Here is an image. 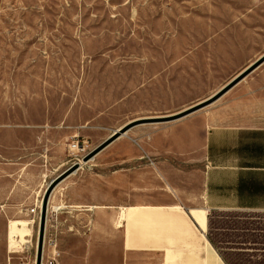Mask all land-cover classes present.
I'll list each match as a JSON object with an SVG mask.
<instances>
[{
	"label": "rangeland",
	"instance_id": "obj_1",
	"mask_svg": "<svg viewBox=\"0 0 264 264\" xmlns=\"http://www.w3.org/2000/svg\"><path fill=\"white\" fill-rule=\"evenodd\" d=\"M263 54L264 0H0V264L36 263L40 222L18 253L8 252L9 223H34L31 208L72 164L68 144L76 136L94 149L128 122L160 118L80 162L78 203L110 197L113 204L197 207L198 148L170 140L183 130V121L172 120ZM260 73L264 63L243 81ZM54 191L55 204L67 201L61 184ZM79 208L74 224L85 229L60 246V264H124L123 236L126 250L142 248L141 228L132 229L128 247L126 227L111 218L96 233L95 216ZM248 217L208 215L207 237L228 264H264V233L250 231L264 230V217ZM170 245L169 264L192 246Z\"/></svg>",
	"mask_w": 264,
	"mask_h": 264
},
{
	"label": "crops",
	"instance_id": "obj_2",
	"mask_svg": "<svg viewBox=\"0 0 264 264\" xmlns=\"http://www.w3.org/2000/svg\"><path fill=\"white\" fill-rule=\"evenodd\" d=\"M257 75L255 79L243 81L247 75L214 102L181 119L174 120L176 122L183 121V130L180 133L170 134V140L179 143L178 146L185 150L198 148V157L202 165L203 187L198 198L199 203L196 206L207 209L205 234L209 229L208 215L213 211H230L239 218L245 216H249L248 218L264 217V73ZM197 117L199 118L198 123L195 122ZM121 128L122 126L115 129L114 132ZM128 132L130 134L131 129ZM121 138L119 137L117 140ZM133 141L140 145L135 138ZM66 163L67 161L64 164L66 165ZM81 169L83 167L77 173ZM155 169L157 173H161L157 166ZM77 173H70L59 182L61 189L66 190L67 198V201L60 199L65 202L59 214L61 228L59 244L61 248L67 238L74 236L75 230L85 229V226L74 224L78 210H82L79 207L83 206L85 209L83 211L92 212V215L95 216V219L92 220L95 232L104 233L107 231V220L112 218L113 225L116 227L115 222L121 208L149 206L143 202L129 205L113 204L110 197H105L103 203L99 204L78 203L80 200L78 190L83 187L84 183L78 180ZM60 200L57 203L61 202ZM90 205L101 208L86 210V207ZM149 207L165 208L168 213L169 209L175 206ZM34 218L32 219L35 225L36 217L34 216ZM158 230L163 236V240L158 246H144L141 242L137 245L142 248L126 250L123 236L121 254L124 253L125 256L124 264H169L166 253L167 246L173 244L177 246L178 250H181L180 243L192 244L191 240L184 236L177 241H170L173 235L170 231H161L160 226ZM250 231L264 233L263 229L258 228ZM207 239L224 264H228L214 243L208 237ZM236 244L242 246L249 244L254 246L252 247L254 249L250 250L256 251L261 250L264 246L257 247L260 243L256 242H238ZM133 245L134 243L128 245L127 239V246L132 247ZM189 247L191 248L190 253L194 247L193 245ZM121 248L119 247L118 254H120ZM47 252H49L48 249H45L44 255H47ZM63 264L66 262L64 261Z\"/></svg>",
	"mask_w": 264,
	"mask_h": 264
},
{
	"label": "bare ground",
	"instance_id": "obj_3",
	"mask_svg": "<svg viewBox=\"0 0 264 264\" xmlns=\"http://www.w3.org/2000/svg\"><path fill=\"white\" fill-rule=\"evenodd\" d=\"M185 117V116H184ZM183 118V117H180ZM178 118V119H180ZM174 119V120H178ZM172 120V121H174ZM170 122V121H168ZM120 130V129H119ZM118 130V131H119ZM130 130V129H129ZM121 133L119 137H124L128 135V131ZM127 132V133H126ZM118 137V138H119ZM117 138V139H118ZM116 139V140H117ZM96 156V155H95ZM94 156V157H95ZM94 157H91L90 160ZM86 163L88 161L82 160ZM80 164V162H79ZM80 167L77 169L79 170ZM72 173H77L76 171ZM74 173V174H75ZM58 183L54 190L60 185ZM53 190V191H54ZM172 190V189H171ZM52 191V192H53ZM55 191L50 197L49 205L52 206L55 210L64 207L55 204V200L52 199ZM54 200V201H53ZM99 209V206H89L87 210ZM165 208H156V207H123L121 208L120 213L116 221V228L121 229L127 227L128 232V245L133 243V233L132 229L141 228V242L144 246H152L158 244L163 240V236L160 230H157L156 226H160L161 231L168 230L173 235L170 238V241H177L180 237H187L191 240L194 249L190 253H183L178 256H181L180 262L176 264H203L199 252L206 254L205 264H224L222 259L214 251L212 245H210L207 236L205 234L206 227V216L207 209L205 207H188L184 208L183 206H176L169 209L170 212H166ZM34 223L31 220L19 219L11 220L8 227V242H9V251L10 253L23 252L31 244L33 236L32 225ZM188 225V226H187ZM138 234V235H139ZM184 240V239H182ZM126 243V242H125ZM174 264V263H172Z\"/></svg>",
	"mask_w": 264,
	"mask_h": 264
},
{
	"label": "water",
	"instance_id": "obj_4",
	"mask_svg": "<svg viewBox=\"0 0 264 264\" xmlns=\"http://www.w3.org/2000/svg\"><path fill=\"white\" fill-rule=\"evenodd\" d=\"M264 62V54L260 56L257 60H255L252 64H250L248 67H246L244 70H242L239 74H237L233 79H231L227 84H225L220 90H218L216 93L211 95L210 97L190 106L188 109L184 110L180 116L189 114L193 111H196L212 102H214L216 99H218L221 95H223L226 91H228L230 88H232L234 85H236L239 81L244 79L247 75H249L253 70H255L258 66H260ZM179 116V117H180ZM156 119L160 118H139L136 120H133L131 122H128L119 131H115L113 134H111L106 140H104L101 144L96 146L91 152H89L86 156L83 157L84 161L89 160L91 157H94L97 153H99L103 148H105L107 145H109L111 142H113L115 139H117L121 133L133 128L134 126L143 123V122H152ZM80 167L79 162H76L69 166L67 169H65L62 173H60L58 176L53 178L51 182L49 183L48 187L45 190V194L43 197V203L41 206L40 211V226H39V232H38V242H37V254H36V264H42L43 259V247H44V235H45V226L47 221V213H48V205H49V198L56 187V185L67 175L72 173L73 171L77 170Z\"/></svg>",
	"mask_w": 264,
	"mask_h": 264
},
{
	"label": "built area",
	"instance_id": "obj_5",
	"mask_svg": "<svg viewBox=\"0 0 264 264\" xmlns=\"http://www.w3.org/2000/svg\"><path fill=\"white\" fill-rule=\"evenodd\" d=\"M68 147H69V151L73 156L72 164L76 162H81L83 160V157L93 150L88 140L80 139L77 136L74 137L73 140L68 144ZM42 203H43V199L37 201L34 204V207L31 208V213L36 217V221L38 220V223L40 222V211H41ZM62 209L63 208H59L55 210L53 207L48 206L47 221H46L45 235H44L42 264H44L45 249L46 250L48 249L49 251L47 252L46 255L45 264H59V259L61 257V250L59 244V235L61 232L59 214Z\"/></svg>",
	"mask_w": 264,
	"mask_h": 264
}]
</instances>
